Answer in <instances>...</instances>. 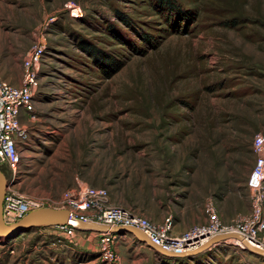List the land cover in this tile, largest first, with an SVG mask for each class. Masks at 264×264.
Returning <instances> with one entry per match:
<instances>
[{
  "label": "rangeland",
  "instance_id": "rangeland-1",
  "mask_svg": "<svg viewBox=\"0 0 264 264\" xmlns=\"http://www.w3.org/2000/svg\"><path fill=\"white\" fill-rule=\"evenodd\" d=\"M162 1L0 0L1 79L17 86L25 54L43 49L20 173L0 168L9 193L55 209L81 182L178 231L206 223L208 204L225 224L251 214L264 0ZM97 239L32 229L0 238V264H112ZM114 251L116 264H264L230 241L167 258L124 235Z\"/></svg>",
  "mask_w": 264,
  "mask_h": 264
},
{
  "label": "built area",
  "instance_id": "built-area-1",
  "mask_svg": "<svg viewBox=\"0 0 264 264\" xmlns=\"http://www.w3.org/2000/svg\"><path fill=\"white\" fill-rule=\"evenodd\" d=\"M42 57L43 49L37 46L25 54L22 59L20 86H12L0 77V168L7 167L12 177L20 173L22 151L28 141L27 128L22 121H29L33 118L34 96L39 87L38 72ZM252 149L257 160L246 187L253 194V210L250 215L230 223H222L214 206L208 204L204 209L206 223L174 235L170 217L165 218L161 224H155L130 210L110 207L108 193L105 189L90 187L81 182H77L73 188L61 194L55 209L67 210L71 217L83 223L108 228H136L150 243L170 254L195 251L209 239L225 234L239 235L252 247L264 251V218L260 209L262 199L260 193L264 189V133L254 138ZM42 208L44 206L39 201L9 193L6 189L2 219L6 225H11L28 213ZM57 228L65 232L69 243H72L75 234L78 233L68 226ZM92 233L98 238L100 259L106 263L116 264L118 257L114 251V242L117 237L121 236L108 232ZM228 241L245 251L239 241Z\"/></svg>",
  "mask_w": 264,
  "mask_h": 264
},
{
  "label": "water",
  "instance_id": "water-1",
  "mask_svg": "<svg viewBox=\"0 0 264 264\" xmlns=\"http://www.w3.org/2000/svg\"><path fill=\"white\" fill-rule=\"evenodd\" d=\"M8 187L5 176L0 171V238L15 239L22 233L30 231L32 229L48 228V227H63L68 226L78 232H97V233H111L118 236L131 235L140 243L146 245L150 250L157 255H161L167 258H190L194 257L219 243L226 242L228 240H237L242 242L245 251L249 254L260 257L264 260V251L252 247L246 240L236 234H225L213 237L209 239L205 244L196 249L195 251L182 253V254H170L162 251L161 249L150 243L143 234L133 227H118L108 228L99 226L96 224L83 223L70 216L67 210L42 208L36 211H32L21 218L16 223L6 225L2 219V207L5 192Z\"/></svg>",
  "mask_w": 264,
  "mask_h": 264
},
{
  "label": "crops",
  "instance_id": "crops-1",
  "mask_svg": "<svg viewBox=\"0 0 264 264\" xmlns=\"http://www.w3.org/2000/svg\"><path fill=\"white\" fill-rule=\"evenodd\" d=\"M3 79V78H2ZM3 80H5V79H3ZM6 81V80H5ZM7 82V81H6ZM8 83V82H7ZM17 83V86H20L21 85V82H16ZM187 230V229H186ZM185 230H183V231H178V230H175L174 228H173V230H172V232H173V234L174 235H179V234H181L182 232H184ZM218 245V244H217ZM217 245H214L213 247H211L209 250H212L213 248H215V247H217ZM254 257V256H253Z\"/></svg>",
  "mask_w": 264,
  "mask_h": 264
},
{
  "label": "trees",
  "instance_id": "trees-1",
  "mask_svg": "<svg viewBox=\"0 0 264 264\" xmlns=\"http://www.w3.org/2000/svg\"><path fill=\"white\" fill-rule=\"evenodd\" d=\"M160 2L162 3L163 1L162 0H160ZM167 4L169 3V1H165ZM164 3V2H163ZM41 229V228H40ZM116 236H118V235H116ZM134 238V237H133ZM134 240L136 241V243H139V244H141V245H144V244H142V243H140L139 241H137V239H135L134 238ZM144 246H146V245H144ZM147 247V246H146ZM148 248V247H147ZM149 249V248H148ZM153 252V251H152ZM244 252H246V251H244ZM155 255H157L155 252H153ZM250 256H251V254H249ZM253 256V255H252ZM264 261V260H263Z\"/></svg>",
  "mask_w": 264,
  "mask_h": 264
},
{
  "label": "bare ground",
  "instance_id": "bare-ground-1",
  "mask_svg": "<svg viewBox=\"0 0 264 264\" xmlns=\"http://www.w3.org/2000/svg\"><path fill=\"white\" fill-rule=\"evenodd\" d=\"M240 242V241H239ZM240 244L243 246L242 242H240Z\"/></svg>",
  "mask_w": 264,
  "mask_h": 264
}]
</instances>
